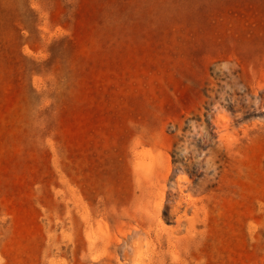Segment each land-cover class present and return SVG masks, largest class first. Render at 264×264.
Wrapping results in <instances>:
<instances>
[{
  "label": "rangeland",
  "instance_id": "1",
  "mask_svg": "<svg viewBox=\"0 0 264 264\" xmlns=\"http://www.w3.org/2000/svg\"><path fill=\"white\" fill-rule=\"evenodd\" d=\"M147 259L264 264V0H0V264Z\"/></svg>",
  "mask_w": 264,
  "mask_h": 264
},
{
  "label": "bare ground",
  "instance_id": "2",
  "mask_svg": "<svg viewBox=\"0 0 264 264\" xmlns=\"http://www.w3.org/2000/svg\"><path fill=\"white\" fill-rule=\"evenodd\" d=\"M190 233H191V232H190ZM170 247H171V246H170ZM139 255H140V253H139ZM139 255H138V256H139ZM141 255H142V254H141ZM142 259H143V258H142ZM148 259L150 260L149 257H148ZM148 259H147V260H148ZM149 260L147 261V264H150V263H151V261H149ZM142 261H143V260H142ZM142 261H140V262H142ZM140 264H142V263H140Z\"/></svg>",
  "mask_w": 264,
  "mask_h": 264
}]
</instances>
